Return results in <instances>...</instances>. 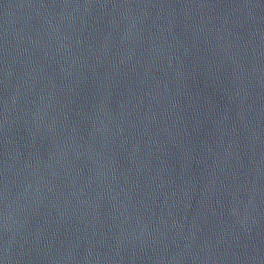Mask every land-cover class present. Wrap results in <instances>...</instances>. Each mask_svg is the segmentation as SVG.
I'll list each match as a JSON object with an SVG mask.
<instances>
[{
    "label": "water",
    "instance_id": "obj_1",
    "mask_svg": "<svg viewBox=\"0 0 264 264\" xmlns=\"http://www.w3.org/2000/svg\"><path fill=\"white\" fill-rule=\"evenodd\" d=\"M0 264H264V0H0Z\"/></svg>",
    "mask_w": 264,
    "mask_h": 264
}]
</instances>
